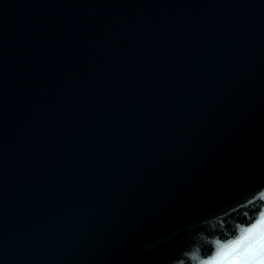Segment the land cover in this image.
Instances as JSON below:
<instances>
[{"label": "water", "instance_id": "water-1", "mask_svg": "<svg viewBox=\"0 0 264 264\" xmlns=\"http://www.w3.org/2000/svg\"><path fill=\"white\" fill-rule=\"evenodd\" d=\"M264 0H0V264H261Z\"/></svg>", "mask_w": 264, "mask_h": 264}, {"label": "clouds", "instance_id": "clouds-1", "mask_svg": "<svg viewBox=\"0 0 264 264\" xmlns=\"http://www.w3.org/2000/svg\"><path fill=\"white\" fill-rule=\"evenodd\" d=\"M261 264H264V261H262Z\"/></svg>", "mask_w": 264, "mask_h": 264}]
</instances>
